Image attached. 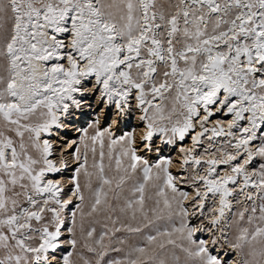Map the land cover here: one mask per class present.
I'll use <instances>...</instances> for the list:
<instances>
[{"label": "snow or ice", "instance_id": "obj_1", "mask_svg": "<svg viewBox=\"0 0 264 264\" xmlns=\"http://www.w3.org/2000/svg\"><path fill=\"white\" fill-rule=\"evenodd\" d=\"M0 264H264V0H0Z\"/></svg>", "mask_w": 264, "mask_h": 264}, {"label": "bare ground", "instance_id": "obj_2", "mask_svg": "<svg viewBox=\"0 0 264 264\" xmlns=\"http://www.w3.org/2000/svg\"><path fill=\"white\" fill-rule=\"evenodd\" d=\"M69 176H70V172L68 171L64 174V179L67 180L69 178Z\"/></svg>", "mask_w": 264, "mask_h": 264}, {"label": "rangeland", "instance_id": "obj_3", "mask_svg": "<svg viewBox=\"0 0 264 264\" xmlns=\"http://www.w3.org/2000/svg\"><path fill=\"white\" fill-rule=\"evenodd\" d=\"M81 123H82V121H81ZM70 172V171H69ZM70 175H71V172H70ZM70 177V176H69Z\"/></svg>", "mask_w": 264, "mask_h": 264}]
</instances>
